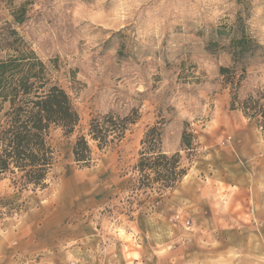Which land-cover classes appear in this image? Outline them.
I'll list each match as a JSON object with an SVG mask.
<instances>
[{"label":"rangeland","instance_id":"obj_1","mask_svg":"<svg viewBox=\"0 0 264 264\" xmlns=\"http://www.w3.org/2000/svg\"><path fill=\"white\" fill-rule=\"evenodd\" d=\"M243 28L255 45L239 54ZM16 46L35 52L81 120L69 135L52 128L49 185L0 218V264H264V120L239 108L252 94L264 102V0H0V59ZM235 59L246 77L232 107L220 68ZM135 110L123 139L103 150L90 140L94 162L76 163L92 117ZM157 122L163 150L188 167L160 200L134 169Z\"/></svg>","mask_w":264,"mask_h":264},{"label":"trees","instance_id":"obj_2","mask_svg":"<svg viewBox=\"0 0 264 264\" xmlns=\"http://www.w3.org/2000/svg\"><path fill=\"white\" fill-rule=\"evenodd\" d=\"M15 20L21 21L17 17ZM11 32L15 37L10 46H14L21 38L16 37L19 32L14 29ZM241 32V37L232 40L239 54L255 45L244 28ZM15 48L16 54L0 59V181L7 178L12 188L11 193L0 194V218L20 212L24 206L20 199L24 191H36L49 185L56 159V148L50 140L52 128H61L69 135L81 120L69 92L60 81L52 80L46 65L35 52ZM240 60L235 59L231 67L220 68L234 93L232 107L238 100L237 89L246 77L245 67L240 69L243 73L239 71ZM239 108L251 120L258 116L264 120V102L254 94L240 101ZM136 112L127 116L107 113L92 117L87 132L79 135L73 144L76 163L86 167L94 162L90 140L103 150L123 139L130 125L140 118ZM162 130L158 122L148 127L134 166L136 186L157 193L156 200L179 183L188 171L180 152L169 155L163 150ZM182 143L187 148H194L187 130Z\"/></svg>","mask_w":264,"mask_h":264},{"label":"crops","instance_id":"obj_3","mask_svg":"<svg viewBox=\"0 0 264 264\" xmlns=\"http://www.w3.org/2000/svg\"><path fill=\"white\" fill-rule=\"evenodd\" d=\"M70 186H71V183L70 184H64V188H63L64 189V191H63L64 194H66V192H67V190L65 191V189H67ZM67 194H69V193H67Z\"/></svg>","mask_w":264,"mask_h":264}]
</instances>
